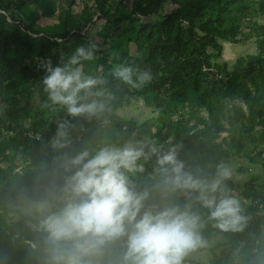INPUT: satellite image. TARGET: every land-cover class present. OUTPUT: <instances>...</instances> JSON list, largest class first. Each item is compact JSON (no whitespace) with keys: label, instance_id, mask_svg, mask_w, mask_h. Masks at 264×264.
Here are the masks:
<instances>
[{"label":"trees","instance_id":"1","mask_svg":"<svg viewBox=\"0 0 264 264\" xmlns=\"http://www.w3.org/2000/svg\"><path fill=\"white\" fill-rule=\"evenodd\" d=\"M92 1L108 26L106 33L98 35L105 47L98 44L101 47L91 71L92 75L108 77L103 87L114 98H102L106 103L104 112L79 117L69 116L63 106L47 101L41 114L45 121L41 140L26 135L30 129L23 126V115L14 117L6 107L0 106V264H47L46 237L39 224L24 214L9 218L11 210L7 203L23 192L36 202H55L64 177L69 174L64 168L66 160L83 150L94 152L105 145L122 146L128 142L144 150L150 147L162 153L175 150L186 171L209 179L215 176L216 166L222 162L227 164L229 159L238 157L254 163L264 153L241 154L243 145L240 140L234 144L233 133L230 141L224 138L217 141L220 133L230 132L227 124L233 126L244 121L250 128L261 126L260 140L264 143V24L258 22L264 17V0ZM54 12L52 0H0V88L6 84L5 95L13 103L16 98L11 93L21 87L39 83L40 93L44 94V70L40 66L36 70L18 66L36 48H40L43 61L51 59L53 66L61 62L62 57L54 52L52 42L67 39L71 31L66 21L53 22ZM92 16L84 11L79 18L88 22ZM81 30L70 37L81 39L85 35ZM247 30L260 38L258 56L230 71L215 63L222 50L220 39L238 42ZM29 33L42 35L32 37ZM116 64L150 69L154 79L143 89H133L109 75ZM135 99H142L145 106L157 112L156 125L142 123L127 128L128 121L117 116V110ZM239 102L246 105L247 111ZM203 109L207 116L202 114ZM185 115L188 119L184 122ZM38 118L39 114H35L31 127L36 126ZM61 123L67 132L63 141L66 146L53 147ZM179 138L180 148L171 149ZM71 139H74L72 143ZM139 165L140 170L129 172L128 176L134 180L137 191L148 193L146 209L189 206L202 218L204 226L200 234L204 241L223 238L221 251L208 264H264V221L260 217L247 220L248 212L255 210L256 201L264 203L263 191L245 182L244 201H239L241 215L245 217L243 227L223 231L208 218V209L184 191L165 185L156 165H149L143 159ZM19 166L22 168L16 171ZM224 183L230 195L237 183L231 178ZM123 252V242L109 246L105 264H119ZM183 262L204 264L185 258Z\"/></svg>","mask_w":264,"mask_h":264},{"label":"clouds","instance_id":"2","mask_svg":"<svg viewBox=\"0 0 264 264\" xmlns=\"http://www.w3.org/2000/svg\"><path fill=\"white\" fill-rule=\"evenodd\" d=\"M98 50L95 42H88L56 66L51 59L41 61L48 100L63 106L69 116L97 115L106 110L102 98H114L103 87L108 77L85 71L84 62L95 60ZM109 75L137 90L154 79L150 69L131 64H116ZM66 136L61 123L53 147H65ZM144 154L142 146L128 142L105 145L94 152L83 150L66 160L64 168L69 174L60 195L55 202L37 206L42 214L39 229L46 237L47 264H105L106 250L117 242H123L124 247L119 264H183L190 251L203 245L202 218L189 206L146 209L148 193L137 191L128 176L140 170ZM157 164L165 185L184 191L208 209V218L216 227L223 231L242 229L245 217L240 203L228 194L224 183L232 176L226 163L216 166L211 179L186 171L175 150L159 154Z\"/></svg>","mask_w":264,"mask_h":264},{"label":"rangeland","instance_id":"3","mask_svg":"<svg viewBox=\"0 0 264 264\" xmlns=\"http://www.w3.org/2000/svg\"><path fill=\"white\" fill-rule=\"evenodd\" d=\"M52 1L55 4V12L52 16L53 22L57 23L59 21L61 24H64V21H66V26L70 28L71 31L70 36L79 33L80 28H82L81 34H85L81 39L69 36L67 39L57 40V42L63 41L62 43L58 42L55 44L52 42V48L54 49L55 53H58L64 60H67V58L79 45L86 44L88 42H95L97 45L100 44L102 48L105 47L101 44L103 39H101V37H99L98 35L100 33H106L108 22L105 18L102 17L97 8H95V3H93L92 0ZM32 9H34L33 6ZM84 11H86V13L90 12L91 14H93L91 21L86 22L84 20H80L81 18L79 17L83 15ZM4 14L7 15V13ZM111 22L112 21H110V24ZM258 22L264 24V17H261ZM138 23L139 22H137L135 25H137ZM76 26H78L79 28L75 29ZM22 30H24L23 27ZM29 34L32 37H35L36 35H42L34 33ZM259 42L260 38L252 36V33L248 32V30L240 37V40L238 42H234L229 38L220 39L222 50L218 54V58H215V63H218L222 67H226L228 71L233 70V68L237 65L247 64L249 61L255 59L258 56ZM100 45H98V49H100ZM131 48L132 50H134V45H132ZM39 51L40 48H36L34 51L35 53L27 57L18 65L19 68H22V66H27L33 67V69L35 70L38 69L41 61H43L39 56ZM97 56L98 55H96V57ZM84 64L85 71L89 74H92L91 69L93 61H86L84 62ZM222 74L224 75L225 73ZM37 85L38 86L29 88L21 87L20 89H18V91L11 93L16 98V103H13L12 100L10 98H7V96L5 95L6 84H4V86L0 88V106L6 107L13 113L14 117H21L23 115V126L27 129L38 131L42 136H44L43 125L45 124V121L42 120L41 114L46 107L47 101L49 100L45 92L44 94L40 93V84L38 83ZM239 104H241L244 110L247 111L246 105L241 102H239ZM26 112L29 113L28 116H26ZM35 114H39V118L37 120L36 126L31 127L30 122ZM202 114L204 116H207V111L203 109ZM117 116L128 121V123L126 124L127 128L142 123L149 126H154L158 122L157 112H154L152 108L145 106L142 99H135L129 106L117 110ZM187 119L188 116L185 115L183 121L185 122L187 121ZM103 123L105 124L107 122L103 121ZM227 127H229L230 132L227 131L220 133V137L217 139V141H221L223 138L226 141H230V134L233 133L236 136L234 137V144L236 145L237 141L240 140L243 145L241 154L248 152L251 155H254L256 151H264V143L260 140V125L257 124L253 128H250L246 122L241 121L234 124L233 126H229L227 124ZM180 142L181 138L177 139L176 143L172 146L171 149H179L181 146ZM153 149L154 147H150L147 150H144L145 154L141 159H143L144 162H148L149 165H154V167L156 165L158 167V164L154 163V159H156L159 154H162V152H153ZM227 165L231 169V177L233 179H236L235 181L237 183L236 189L230 192V195L232 197L238 199V201H244L243 195L245 190L242 188V186H244L245 182L254 184L256 186V189L264 192L263 156L262 158L257 159L254 163H248L243 158L234 157L227 161ZM21 168L22 166H19L15 170L19 171ZM252 177L255 178V181L251 180ZM242 182H244V184L241 186ZM133 184H135V182H133ZM45 201L36 202L28 198L25 192H23L20 196L11 199L7 203V206L11 210V212L8 214V217L11 219H16L19 214H24L39 224L40 220L42 219V214L37 210V206ZM35 226L33 225V227ZM222 241V237H217L212 241L203 240V245L190 251L185 256V259L208 264L210 261H212L213 257L221 251L220 244H222ZM183 264L186 263L183 262Z\"/></svg>","mask_w":264,"mask_h":264},{"label":"built area","instance_id":"4","mask_svg":"<svg viewBox=\"0 0 264 264\" xmlns=\"http://www.w3.org/2000/svg\"><path fill=\"white\" fill-rule=\"evenodd\" d=\"M124 128H126V127H124ZM26 135L29 138H32V139H36V140H41L42 139V135L38 131H35V130H28L26 132ZM73 141H74V139H71L70 140L71 143ZM156 151H157V149H156ZM262 156L264 157V153L262 154ZM255 204H256L255 210H251V211L248 212V214H247V220H249L251 218L260 217L264 221V203L261 202L260 200H258V201H256Z\"/></svg>","mask_w":264,"mask_h":264},{"label":"crops","instance_id":"5","mask_svg":"<svg viewBox=\"0 0 264 264\" xmlns=\"http://www.w3.org/2000/svg\"><path fill=\"white\" fill-rule=\"evenodd\" d=\"M231 179L233 180V181H235L236 179H233L232 177H231ZM236 182V181H235ZM244 184V182H242V184H241V186ZM242 188L244 189V186H242ZM263 239H264V227H263Z\"/></svg>","mask_w":264,"mask_h":264}]
</instances>
